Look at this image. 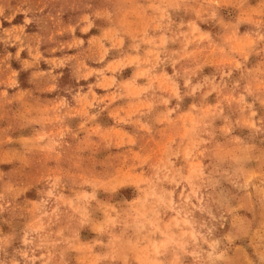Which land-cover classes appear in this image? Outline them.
Instances as JSON below:
<instances>
[{
    "label": "rangeland",
    "instance_id": "rangeland-1",
    "mask_svg": "<svg viewBox=\"0 0 264 264\" xmlns=\"http://www.w3.org/2000/svg\"><path fill=\"white\" fill-rule=\"evenodd\" d=\"M0 264H264V0H0Z\"/></svg>",
    "mask_w": 264,
    "mask_h": 264
}]
</instances>
